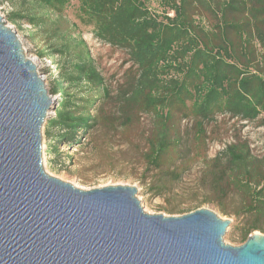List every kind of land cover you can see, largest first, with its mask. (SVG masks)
Here are the masks:
<instances>
[{"label": "trees", "instance_id": "16d2710c", "mask_svg": "<svg viewBox=\"0 0 264 264\" xmlns=\"http://www.w3.org/2000/svg\"><path fill=\"white\" fill-rule=\"evenodd\" d=\"M18 1L9 19L19 27L27 24L35 55L68 68L69 86L59 81L52 89L61 99L46 123V135L57 129L63 132L58 144L74 139L96 123L94 100L88 93L76 99L68 89L94 87L107 98L104 79L76 33L78 25L64 14L70 0ZM77 2L78 22L91 28L97 40L124 50L135 65L115 104L127 126L139 115H149L143 159L154 170L164 169L166 180L180 178L190 151L195 159L207 161V129L218 117L259 120L264 126V0ZM152 2L160 12L151 8ZM183 119L192 122L185 134L179 126ZM206 168L204 176L217 196L239 200L233 210L221 208L222 213L252 219L241 232L245 241L264 219V151L253 155L238 140Z\"/></svg>", "mask_w": 264, "mask_h": 264}, {"label": "water", "instance_id": "95a60500", "mask_svg": "<svg viewBox=\"0 0 264 264\" xmlns=\"http://www.w3.org/2000/svg\"><path fill=\"white\" fill-rule=\"evenodd\" d=\"M54 101L0 16V264H264V234L225 244L230 221L209 209L148 214L133 186L82 190L47 174Z\"/></svg>", "mask_w": 264, "mask_h": 264}, {"label": "rangeland", "instance_id": "374dc122", "mask_svg": "<svg viewBox=\"0 0 264 264\" xmlns=\"http://www.w3.org/2000/svg\"><path fill=\"white\" fill-rule=\"evenodd\" d=\"M18 0H0V16L6 25L11 27L19 37L25 56L34 60L38 73L44 77L48 93L52 96L54 107L61 99L59 93L52 89L59 81H64L68 68L63 62H53L46 58L39 59L34 47L26 36L27 24L19 27L10 21L9 14ZM77 0H70L64 11L66 17L78 25L77 34L86 42L90 56L99 74L104 79L109 96L102 98L96 88L87 86L72 87L69 93L76 99L83 94L94 100L91 112L96 118L94 126L85 131H79L78 136L71 140H63L58 144L63 132L57 129L46 135L47 122L41 130L42 166L52 177L72 184L82 190H90L105 186H133L136 188V198L144 212L162 214L164 216H179L196 209L205 208L213 211L220 219L229 220V226L222 237L225 244L240 246L244 243L241 232L252 219L249 217H234L222 213L221 208L233 210L239 202L234 195L224 199L217 196L204 174L211 159L224 150L225 146L237 142H246L251 153L260 156L264 151V126L259 120L241 121L237 118L220 116L217 122L207 129L209 137L206 151L207 161L195 159L190 151L186 159L185 171L177 181L166 180L164 169L154 170L145 164L143 154L146 151L145 138L151 127V118L147 114L139 115L131 125H125L119 117L116 95L126 88L136 70L124 50L111 47L96 38L91 28L81 25L75 17ZM151 8L160 12L157 4L152 2ZM37 58V59H36ZM54 110L47 118L53 117ZM179 117V116H178ZM178 120V118L176 117ZM183 134L191 129L192 122L183 119L179 123ZM72 144H71V143ZM56 146V147H55ZM259 229L251 232L264 234V219L257 222Z\"/></svg>", "mask_w": 264, "mask_h": 264}, {"label": "built area", "instance_id": "2783aa9c", "mask_svg": "<svg viewBox=\"0 0 264 264\" xmlns=\"http://www.w3.org/2000/svg\"><path fill=\"white\" fill-rule=\"evenodd\" d=\"M37 59V58H36ZM43 77V76H42ZM44 78V77H43Z\"/></svg>", "mask_w": 264, "mask_h": 264}, {"label": "bare ground", "instance_id": "6f19581e", "mask_svg": "<svg viewBox=\"0 0 264 264\" xmlns=\"http://www.w3.org/2000/svg\"><path fill=\"white\" fill-rule=\"evenodd\" d=\"M33 62H34V60H33Z\"/></svg>", "mask_w": 264, "mask_h": 264}]
</instances>
